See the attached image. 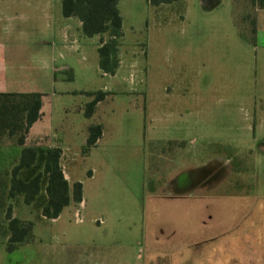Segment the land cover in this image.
<instances>
[{
	"label": "rangeland",
	"instance_id": "374dc122",
	"mask_svg": "<svg viewBox=\"0 0 264 264\" xmlns=\"http://www.w3.org/2000/svg\"><path fill=\"white\" fill-rule=\"evenodd\" d=\"M147 1H122L117 74H102L89 47L72 78L36 81L44 121L54 125L43 128L42 143L64 151L68 180L82 183V203L47 221L39 209L44 188L30 204L18 194L22 199L11 203L31 232L6 264H162L163 242L153 245L150 237L162 239L165 225L172 226L165 224L172 216L166 202L179 198L178 173L190 163L189 149H197L205 170H219L204 177L214 188L200 199L234 204L224 215L246 223L262 217L264 12L258 13L259 38L248 43L257 8L250 0H218L216 7L214 0ZM83 90L109 92L93 118L104 135L89 157L82 153L83 135L94 121L84 116Z\"/></svg>",
	"mask_w": 264,
	"mask_h": 264
},
{
	"label": "crops",
	"instance_id": "0c3cea01",
	"mask_svg": "<svg viewBox=\"0 0 264 264\" xmlns=\"http://www.w3.org/2000/svg\"><path fill=\"white\" fill-rule=\"evenodd\" d=\"M122 1L118 0L116 7L121 17V31L123 34L125 25L123 11L125 10L122 9ZM214 1L216 7L218 0ZM161 4L153 6H160ZM212 7L208 9L213 11L214 8ZM255 12V38H259L258 13L264 12V8L257 7ZM17 14L21 16L18 22L15 21ZM0 16H2V19H0V93L40 92L36 88V81L38 80L52 78L56 83L57 80L72 78L71 73L75 70L73 67L76 63H81L79 57L88 52L90 48H95L97 51L101 42L110 39L107 32L92 36L84 34L82 22L77 16L63 15L62 0H0ZM241 36L245 38L243 35ZM244 40L250 43L247 38ZM97 58L99 59L98 51ZM117 58L118 64H121L123 60L119 45ZM119 67L116 68L114 74H107L98 66L102 74L111 76L117 74ZM80 68L83 69V67ZM55 92L57 94L65 93L64 90H55ZM80 92L87 97L84 103L93 98V95L88 94L93 91L83 90ZM43 95L42 93L40 116L30 126L23 146L41 149L59 147L50 143L45 145L42 143L43 140L46 142L47 137L43 132V128L53 129L54 127V125L44 121ZM107 97L108 94L103 100L98 101L92 115L85 116V118L93 120L96 109ZM83 107L81 106L80 109L82 110ZM91 124L101 123L94 121L86 124L87 131ZM33 131H35L34 134H32ZM103 135L102 126L101 136L85 156L89 157ZM87 136L88 132L87 134L84 133L83 139L85 142ZM4 140H6V144H4L5 142L0 143V264H6L5 261L11 254L6 249L10 230L5 218V209L7 205H12L13 200L22 199V195L9 198L7 193L11 170L18 163L23 146L16 143L15 137L6 136ZM193 141L194 138L190 139L189 142L192 143ZM184 143L187 144L186 141ZM189 150L191 152L189 160V151L186 146L182 156L184 155V161L188 160L190 163L186 164L187 166L178 173L179 198L166 202L167 207L172 210V216L167 219L165 224L169 223L172 226L165 225L164 232L167 234L162 239L158 238L157 233H151L152 237H150L154 241L153 245L158 244L156 241L163 242L162 264H264V210L261 218L260 216H252L254 221L246 223L239 216H226L230 212L224 209L235 208L234 204L200 199V196H206L214 188H209L208 185L210 184L207 183L208 191L205 190L204 177L207 175L209 176L207 178L215 176L219 170L216 168L210 169V171L205 170L202 163L199 162V157H197V149ZM61 151L60 164L64 176L71 186L75 181L70 182L67 178L62 165V160L65 157L64 151L62 149ZM90 175H92V171ZM229 175H232L231 170ZM213 186H216V184H213ZM81 203L82 201L73 204L79 205ZM237 208H241V206H237ZM39 209L40 219L47 221L56 219L43 217L41 207ZM224 212L226 215H224ZM249 213L251 214V212ZM202 214L206 215L203 216ZM12 215L22 221L27 220L16 215L14 205H12ZM261 220L262 222H260ZM26 244L25 241L20 242L11 252L15 254ZM156 248L158 249V246ZM148 253H151V250H148ZM157 254H159V251L154 253V255Z\"/></svg>",
	"mask_w": 264,
	"mask_h": 264
},
{
	"label": "trees",
	"instance_id": "16d2710c",
	"mask_svg": "<svg viewBox=\"0 0 264 264\" xmlns=\"http://www.w3.org/2000/svg\"><path fill=\"white\" fill-rule=\"evenodd\" d=\"M117 1L62 0L63 15L77 16L82 22L84 34L88 36L104 32L109 34L110 39L101 42L97 49L98 66L108 74H114L118 67V43L122 36L121 17L116 7ZM172 1L148 0L151 5ZM250 1L254 7L264 8V0ZM250 32L252 33L251 38H246L253 43L256 32L254 19ZM88 94L93 95V98L85 104L84 116L86 117L92 115L96 103L103 100L108 92L97 90ZM41 96L40 92L0 93V136L15 137L16 143L23 146L30 126L40 116ZM101 134V124H91L88 127V136L82 147L84 155L89 153ZM61 154L62 151L59 147L41 149L23 146L19 161L11 170L8 197L12 198L20 194L23 196L24 202L30 204L38 198L41 189L44 188L45 201L41 204V215L49 219L58 217L63 208L71 202L80 203L82 201V183L75 181L71 186L69 185L60 164ZM5 218L10 230L6 249L11 252L17 244L29 238L31 223L13 216L10 204L6 207Z\"/></svg>",
	"mask_w": 264,
	"mask_h": 264
}]
</instances>
